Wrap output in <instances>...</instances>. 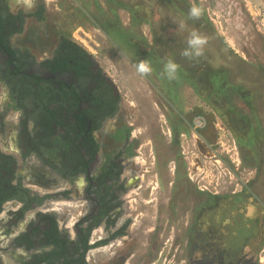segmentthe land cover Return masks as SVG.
Wrapping results in <instances>:
<instances>
[{
  "label": "flooded vegetation",
  "instance_id": "af4514ba",
  "mask_svg": "<svg viewBox=\"0 0 264 264\" xmlns=\"http://www.w3.org/2000/svg\"><path fill=\"white\" fill-rule=\"evenodd\" d=\"M34 1L29 6L25 0H0V7L7 6L16 14L21 10L24 14L21 31L13 33L9 39L15 47H27L31 54L26 59L27 66L16 70L10 63L12 57L1 45L0 153L6 156L0 157V179L11 180V186L20 180L22 187L29 191L27 199L33 195L46 198L41 204L30 201L24 212L22 201L11 198L1 204L0 264H61L60 261L68 258L78 260L84 251L87 233L89 247L83 252L82 263L71 260L69 264H157L162 256L172 257L168 264H264L261 257L264 252V171L254 172L256 175L249 180L247 189L208 192L193 182L189 174L183 176L180 170L183 163L186 164V157L178 154L173 161L169 186L151 188L150 192L147 189L145 197L136 191L134 206L128 200L131 195L128 192L138 182V176H134L138 141L131 124L121 113V100L120 109L113 116L103 114L92 120V113L87 110L94 105L84 92L92 95L99 81L91 78L85 91H80L82 99L77 106L68 110L70 104L65 108L62 103L49 104L50 108H59L62 122H53L47 131L44 123L34 117L36 112L31 110L32 106L22 109L23 100L11 98L14 94L11 84H16L17 88L26 85L39 92L49 83L57 91L64 87L73 105V88L78 86L72 70L52 72L43 64L52 57L64 35L78 43L72 36L74 23L54 22L57 25L53 27L45 22L33 28L35 21H43L35 15H27L43 5L42 0ZM44 16H48L47 12ZM90 59L91 68L95 72L100 69V77L118 95L109 76L93 57ZM7 65L11 66V71L26 74L32 80L17 83L21 76L13 75L8 82L4 73ZM262 76L264 79V74ZM34 79L39 80V86L31 87L36 84ZM25 100L30 99H24V103ZM197 116L203 126L194 128L191 117L186 116L189 120L186 123L195 130L181 128L178 141L179 136L187 140L194 134L197 150L206 152L207 145L209 150L216 148L218 132L214 119L210 121L205 112ZM168 130L174 137L171 127ZM25 182H33L43 189L27 186ZM47 188L57 190L48 192ZM137 189L141 191L142 187ZM65 191L69 192L65 194ZM153 191L156 195L147 199ZM53 199L63 206L53 209ZM73 201L83 203L72 206ZM12 205L18 208L12 209ZM43 207H46L45 212H41ZM64 210L72 213L70 220L73 221L69 224ZM55 231L58 245L50 241ZM50 252L52 263L45 260Z\"/></svg>",
  "mask_w": 264,
  "mask_h": 264
},
{
  "label": "rangeland",
  "instance_id": "374dc122",
  "mask_svg": "<svg viewBox=\"0 0 264 264\" xmlns=\"http://www.w3.org/2000/svg\"><path fill=\"white\" fill-rule=\"evenodd\" d=\"M42 1L44 12L50 15V13L55 14L56 11H59V15L61 14L60 0ZM90 1L92 3V0ZM25 2L31 6L35 1L25 0ZM186 3L197 4L204 9L207 18H205V28L206 26L210 27L207 30L202 28L200 34L208 38V45L211 48L223 44L230 53L240 56L245 61L252 62L258 69L264 67V0H180L178 4L182 6ZM99 4L103 8H107L104 0H99ZM90 7L93 10V3L90 4ZM146 8V6L140 7L137 14L141 19H145L149 13L150 19H153L158 25H165V27H159L162 40L172 37L176 31H179L181 32L180 37L182 36L183 40L185 39L187 42L193 29L189 25L183 29L179 28L178 24L181 22L185 24L184 20L172 21L170 27H167L164 18L156 16L154 8L152 11L146 10ZM104 11L109 14L106 9ZM178 14L181 15L180 12ZM106 15L103 13V18H106ZM71 19L75 20V16H72ZM115 19L118 20V23L128 26L132 38L142 36L151 41L152 28L146 22L147 19L143 22L132 21L129 12L126 10H119ZM161 19L163 23H161ZM28 20L30 21V18ZM86 20L84 26L72 30V36L93 56L97 64L109 76L111 83L120 94L121 113L131 124L132 133L138 141V152L134 156L136 161V175L134 176H138V182L129 189L128 193L131 195L128 200L130 204L134 206L137 204L136 191L142 192L141 194L145 197L147 189L150 192L151 188L169 186L168 183L172 179L171 170L174 168L173 161L177 154H184L186 157V164L182 162L183 167L180 170L183 176L189 174L193 182L208 192L247 189L249 180L254 174L256 175L254 172L257 170L264 171V127L262 137L258 139L256 144L257 152H253L249 146H240L234 133L224 126L221 117L214 108L202 99L198 88L192 82L184 81V79L179 80V95L171 99L172 103L175 102L176 105L182 106V112L187 117H191L197 108H200L207 116H213L214 126L218 130L217 141L220 139L222 146L218 144L219 146L216 145V148L213 147L214 149L209 150V145H207L208 151L201 152V150H197L194 143V134H190L187 140L184 136H179V143H174L168 130L174 122V118H170L169 114L172 107L170 101L167 100L168 95H162L158 91L159 81L150 82V78L154 79L153 73L141 76L136 72V64L140 60H144L143 57L137 54L133 56L128 51L125 53V50L114 44L102 29L95 27L91 19ZM45 22H49V25L53 27L56 25L51 22V19L50 21L45 19L35 21L34 27H32L38 28L40 24ZM156 30H158V26ZM121 45L124 46V42ZM257 93L258 97L254 98L252 102L240 96L236 97L235 93L230 100H232L234 110L239 114H241V110L245 114H250L249 105L251 103L255 108L254 110L261 116L264 126V89ZM188 128L190 131L194 130L190 125ZM242 149L244 150L242 151ZM230 168H233V171ZM193 182L191 185L194 184ZM25 184L40 191L43 189L41 186H35L33 182H25ZM139 186L142 187L141 191L137 189ZM55 190L57 189L47 188L46 191L54 192ZM155 195V191H153L147 199ZM52 202V207L56 210L63 206L56 199H53ZM77 202L73 201L72 206ZM82 203L80 201L78 205H82ZM11 208L16 209L18 207L12 205ZM45 211L46 207H43L41 212ZM64 213L68 215L66 221L69 224L72 213L66 210ZM74 217L76 216L74 215ZM261 257L264 258V252ZM171 261L172 257L166 259L165 256H162L158 259L157 264H168Z\"/></svg>",
  "mask_w": 264,
  "mask_h": 264
},
{
  "label": "trees",
  "instance_id": "16d2710c",
  "mask_svg": "<svg viewBox=\"0 0 264 264\" xmlns=\"http://www.w3.org/2000/svg\"><path fill=\"white\" fill-rule=\"evenodd\" d=\"M104 1L107 8L100 6L99 0H92L94 7L92 10L90 7V4H92L90 0H60V17L59 11H56L55 14L50 13V16L48 14V16L45 17L43 5L40 6L37 11L29 12L27 15H35L42 20L51 19V22H55L57 24L69 21L74 23L71 26V31L75 26L82 25L83 22L85 23L86 19V21L91 19L94 26L102 29V31L113 41L114 44H117L122 50H125V53L128 51L133 56L137 54L142 56L144 60H147L153 68L152 73L154 79L150 78V82L159 81L158 91H160L162 95H168L167 100L171 103L170 105L172 107V111L169 114L170 118H174V122L171 125V131L175 134L174 137H172L174 143H178L179 130L184 127L187 128L188 124L186 122L189 121L186 115H183L182 106L180 107L178 104L176 105L175 102L172 103L173 101L171 100L174 99V97H178V82L180 79H184V81L192 82L193 85L198 88V91L201 92L202 99L214 108L217 114L221 117L224 126L234 133L237 141H241L243 146H249L253 152L258 151L256 144L258 139L262 137L263 130V120L261 119V116L254 110L255 108L251 103L249 105V109L251 110L250 114L247 112V114H245L242 110L240 111L242 115L239 114V112L237 113L234 110V106L232 105V100H230V98L233 97V93H235L236 97L240 96L247 101L250 100L251 102L254 98H257V92L264 89V79L262 76V73H264L263 70H259L260 68L258 69L256 66L248 61H245L240 56L233 54L232 52L230 53V51L227 50L225 48L226 46L223 44L222 46H216L214 48H211L207 44L204 49V55L197 59L183 57L181 53L187 47V42H185V39L183 40L182 36L180 37L181 32L176 31L172 37L162 40L159 27H165V25H158L157 22L150 19L149 13L148 17L145 19H147L146 22L150 24L152 28L151 41H148L142 36L132 38L130 30H128V26L118 23V20L115 19L119 10H126L129 12L132 21L143 22L145 19H141L137 13L140 7L146 6V10L152 11L154 8L156 16H158V18L160 16L162 19L164 18L168 25L167 27H170L169 25L172 21L179 22L180 19H182L185 21V27L189 25L193 31L200 34L202 28H205L206 16L203 14L198 20L190 19L188 16V10L192 5L188 3L180 6V4H178L180 0ZM104 9H106L109 14L106 13ZM178 12H180L181 15H179ZM103 13L107 14L106 18H103ZM72 16H75V20L71 19ZM24 17L25 16L21 10L16 14L9 11L7 6L0 7V50L2 49L1 45L6 48V51L12 57V59L10 58V63H13L16 66V70L23 68L24 65L26 67V59L31 56L27 47L24 49L21 46L15 47L9 39L13 33L21 31ZM162 19L161 23H163ZM16 22H18V24H16ZM157 26L158 30H156ZM209 27L210 26H206L205 30ZM123 42L125 47L121 45ZM128 56L131 57L130 54H128ZM90 57H92V55L85 48L75 41L67 39L64 35L58 48L54 50L52 57L43 62V64H45L52 72H68L69 70L74 72V76L78 81V86H74L73 88V105L68 100V94L63 90L65 89L64 87L61 91H57L49 83H47L46 88L39 92H36V89L34 88H26V85L23 86V88H17L16 84H11V93H14L11 98L14 99L17 97L20 100H23L20 102L22 109H27L28 106H32L31 110L36 112L34 117L39 119L38 121L44 123V127L47 131H49L53 122H62L58 116L60 112L59 108L54 106L50 108L49 104L56 103L58 105L59 103H62L61 106L63 108H65L67 104H70V106L67 107L68 110H70L73 106H77L78 100L82 99L80 91L82 89L85 91L84 88L87 85V81L93 78L94 80H98L99 83L92 95H90L89 92H84L90 96L91 103L94 105V107L88 109L87 112L92 113V120L103 114L108 117L113 116L120 109V96L119 94H114L113 88L106 84L104 79L100 77V69L95 72L91 68L93 61ZM169 59L175 61L180 66L178 71L179 78L176 80L170 81L167 79L166 75L163 74L164 64ZM16 70L11 71V66L7 65L4 73L8 77V82L11 80L10 76L13 75L21 76L20 82H18L17 79V83H21L25 79H28L27 81L32 80L30 76L28 77L26 74L21 75ZM34 80H36V84L33 86L31 84V87L39 86V80ZM26 98H29L32 103L30 100L29 102L25 100L24 103V99ZM254 105L258 107V105ZM173 111L177 113L172 114ZM87 112L84 114L88 115ZM199 113L204 112L201 111L200 108H197V111L191 115V119ZM208 118H210L209 120L214 119L213 116H208ZM96 127L97 126L94 128ZM46 139L47 141L49 140L48 135L46 136ZM39 143L41 144V142ZM2 156L6 155L0 153V157ZM175 157H178V154L175 155ZM10 182L11 180L7 178L4 180L0 179V207L4 201L13 198L25 203L22 209L24 212L29 208L30 201L33 200L36 203L41 204L46 198L45 196L33 195L27 199L26 196H28L29 191L27 188L22 187L20 180H18V183L13 186L10 185ZM68 192L69 191H65L64 193L66 194ZM87 234L84 238V251L89 247L86 243ZM52 235H54V237L51 238L50 241L53 244L58 245L59 242L55 237L57 235V231L53 232ZM83 252L79 256L78 260L68 258L63 262L60 261V263L69 264V261L71 260L73 262L82 263L81 257ZM50 257L51 252L46 254V259H44L52 263V261L49 260Z\"/></svg>",
  "mask_w": 264,
  "mask_h": 264
},
{
  "label": "clouds",
  "instance_id": "9594fccd",
  "mask_svg": "<svg viewBox=\"0 0 264 264\" xmlns=\"http://www.w3.org/2000/svg\"><path fill=\"white\" fill-rule=\"evenodd\" d=\"M204 14V9L193 4L188 10V16L190 19L198 20ZM179 28H184L183 22L179 23ZM208 44V38L203 36L196 31H192L187 40V47L182 51L181 55L189 59H197L204 55L205 46ZM93 57V56H92ZM179 64L169 59L164 64L163 74L166 75L168 80L178 79ZM153 71L151 64L147 60H140L136 64V72L141 76L150 75ZM192 120V119H191ZM218 131V130H217Z\"/></svg>",
  "mask_w": 264,
  "mask_h": 264
},
{
  "label": "built area",
  "instance_id": "2783aa9c",
  "mask_svg": "<svg viewBox=\"0 0 264 264\" xmlns=\"http://www.w3.org/2000/svg\"><path fill=\"white\" fill-rule=\"evenodd\" d=\"M191 122H192V125H193V127L194 128H199V127H201V126H203V121H202V119L199 117V116H195V117H193L192 118V120H191ZM195 130V129H194ZM221 141H220V139L216 142V144L215 145H217V146H222L221 145V143H220ZM219 144V145H218ZM233 169V168H232ZM231 168H230V170L231 171H233Z\"/></svg>",
  "mask_w": 264,
  "mask_h": 264
},
{
  "label": "crops",
  "instance_id": "0c3cea01",
  "mask_svg": "<svg viewBox=\"0 0 264 264\" xmlns=\"http://www.w3.org/2000/svg\"><path fill=\"white\" fill-rule=\"evenodd\" d=\"M262 125H263V123H262ZM264 127V126H263ZM239 142V145L241 146L242 145V143H241V141H238ZM243 146V145H242Z\"/></svg>",
  "mask_w": 264,
  "mask_h": 264
},
{
  "label": "bare ground",
  "instance_id": "6f19581e",
  "mask_svg": "<svg viewBox=\"0 0 264 264\" xmlns=\"http://www.w3.org/2000/svg\"><path fill=\"white\" fill-rule=\"evenodd\" d=\"M216 162V161H215ZM219 163V162H218ZM53 209H54V207H53Z\"/></svg>",
  "mask_w": 264,
  "mask_h": 264
}]
</instances>
